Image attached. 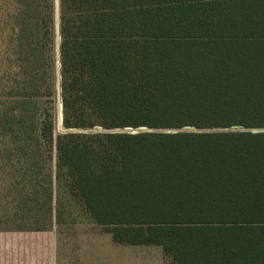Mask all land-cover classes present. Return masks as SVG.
<instances>
[{
    "label": "trees",
    "instance_id": "16d2710c",
    "mask_svg": "<svg viewBox=\"0 0 264 264\" xmlns=\"http://www.w3.org/2000/svg\"><path fill=\"white\" fill-rule=\"evenodd\" d=\"M8 22L37 74L6 76L2 135L54 146L58 178L114 244L264 264V0H58L56 61L54 0H14ZM43 66L59 73L57 134Z\"/></svg>",
    "mask_w": 264,
    "mask_h": 264
},
{
    "label": "rangeland",
    "instance_id": "374dc122",
    "mask_svg": "<svg viewBox=\"0 0 264 264\" xmlns=\"http://www.w3.org/2000/svg\"><path fill=\"white\" fill-rule=\"evenodd\" d=\"M13 4L14 0L8 1L0 12V87L6 88L11 84L6 76L13 83L32 84L37 74L34 67H29L33 63L18 59L26 52L16 46L13 37L18 27L8 22ZM54 6L55 45L50 60L53 54L56 61L58 0H54ZM38 17L45 19V11ZM13 51L19 54L14 55ZM42 70H47V85L54 83L55 87L54 96L43 108L50 106L57 134L63 131L59 73L44 66ZM6 88L0 90L1 99L10 92ZM3 110L0 107V116ZM2 134L0 128V264H123L111 254L110 236L89 217L81 202L72 197L58 178L54 146L31 138L24 144L21 139ZM154 249L161 253L159 247L144 249L151 250L144 251L148 264L158 256Z\"/></svg>",
    "mask_w": 264,
    "mask_h": 264
},
{
    "label": "crops",
    "instance_id": "0c3cea01",
    "mask_svg": "<svg viewBox=\"0 0 264 264\" xmlns=\"http://www.w3.org/2000/svg\"><path fill=\"white\" fill-rule=\"evenodd\" d=\"M109 239H111V237ZM110 243L113 246V248L109 246L111 249H113V252H111V254L113 256L116 255L118 257V261L123 262V264H144V261H146V264H148L147 263L148 258L144 259V251L149 252L151 250L147 251L144 249L154 248V247L142 248V246L118 245V244H114L112 241ZM154 251L158 256L154 257V261H150L149 264H164V258L162 252L160 253L158 250L155 249Z\"/></svg>",
    "mask_w": 264,
    "mask_h": 264
},
{
    "label": "water",
    "instance_id": "95a60500",
    "mask_svg": "<svg viewBox=\"0 0 264 264\" xmlns=\"http://www.w3.org/2000/svg\"><path fill=\"white\" fill-rule=\"evenodd\" d=\"M60 121H62V105L60 106ZM233 129L235 130H239L241 129L240 127H233ZM194 129L192 127H184L181 130L178 131H193ZM116 132L119 133H125V132H129L131 134H136L138 132H145L148 131V129L146 127H138L137 129H131V128H123L120 130H115ZM167 133H174L177 132L175 130H167ZM253 133H258V132H264V129H257V130H252Z\"/></svg>",
    "mask_w": 264,
    "mask_h": 264
}]
</instances>
